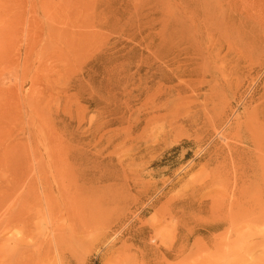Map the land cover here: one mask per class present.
<instances>
[{
	"label": "rangeland",
	"instance_id": "1",
	"mask_svg": "<svg viewBox=\"0 0 264 264\" xmlns=\"http://www.w3.org/2000/svg\"><path fill=\"white\" fill-rule=\"evenodd\" d=\"M0 264H264V0H0Z\"/></svg>",
	"mask_w": 264,
	"mask_h": 264
},
{
	"label": "bare ground",
	"instance_id": "2",
	"mask_svg": "<svg viewBox=\"0 0 264 264\" xmlns=\"http://www.w3.org/2000/svg\"><path fill=\"white\" fill-rule=\"evenodd\" d=\"M215 225H217V224H215ZM219 226V225H218Z\"/></svg>",
	"mask_w": 264,
	"mask_h": 264
}]
</instances>
